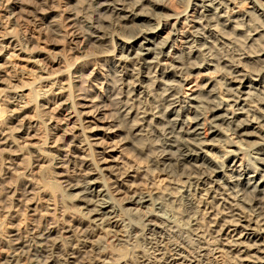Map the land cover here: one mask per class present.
Wrapping results in <instances>:
<instances>
[{
  "label": "bare ground",
  "instance_id": "bare-ground-1",
  "mask_svg": "<svg viewBox=\"0 0 264 264\" xmlns=\"http://www.w3.org/2000/svg\"><path fill=\"white\" fill-rule=\"evenodd\" d=\"M166 1L0 0V264H264V0Z\"/></svg>",
  "mask_w": 264,
  "mask_h": 264
},
{
  "label": "rangeland",
  "instance_id": "rangeland-1",
  "mask_svg": "<svg viewBox=\"0 0 264 264\" xmlns=\"http://www.w3.org/2000/svg\"><path fill=\"white\" fill-rule=\"evenodd\" d=\"M167 7L169 8L171 13H177L182 10V5L177 3L175 0H167L165 2ZM173 21V19L171 20ZM8 29H14L17 30L18 38H21L24 31L29 29L28 25H17V26H11ZM177 29L179 33L187 32L190 29V24L185 23L184 21H180L177 24ZM167 31L164 32L163 35H166ZM180 38V37H179ZM177 39L173 45L174 50L179 49L182 46V42L180 39ZM48 41L44 42L43 44H40L39 46H42L45 50L50 48L51 42L55 41L52 36H49L47 38ZM57 51V50H56ZM8 53L11 55L9 59H0V72L1 74H5V77L7 81H5L8 85L13 84L14 86H21L23 89V93L25 94V99L28 98V90L25 89L29 86L30 83H32V87L35 90H40L42 88L50 89V84L43 82L38 83V76L42 75L41 73L37 72L34 67H32L31 64L26 59V56L22 53H20L17 50L9 49ZM59 55L62 54V52H58ZM214 75V72L211 69L208 70H202L199 73H193L190 78L184 83L182 87V93L185 95L190 94L191 92H194L200 88V86L204 83V80L206 78L212 77ZM10 83V84H9ZM93 84V85H92ZM88 87H92L93 89H97L99 87L98 83L94 80L88 84ZM42 91V90H40ZM74 94L77 93L76 87H74ZM43 118H46L47 120L52 121L54 124L59 125L60 127H77V120L73 113H69L67 111H59L58 108L55 105H51L49 109L44 110L40 113ZM88 132L93 131L94 129H90L93 126V123H91L89 120H85V123L83 125ZM88 128H87V127ZM100 136V135H99ZM106 142H112L110 139H103L102 144ZM112 157L118 161H126L130 164H133L137 167L142 168L144 166V161L142 159H136L130 155V151H112L110 153ZM111 158V157H110ZM75 169H68L69 174H75ZM151 182L154 184V186H163L167 182V177L164 174H154L151 176ZM26 258V256H25ZM26 263L25 260H21L20 262Z\"/></svg>",
  "mask_w": 264,
  "mask_h": 264
}]
</instances>
